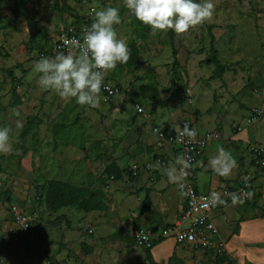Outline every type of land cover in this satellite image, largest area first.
Returning <instances> with one entry per match:
<instances>
[{"label": "crops", "instance_id": "obj_1", "mask_svg": "<svg viewBox=\"0 0 264 264\" xmlns=\"http://www.w3.org/2000/svg\"><path fill=\"white\" fill-rule=\"evenodd\" d=\"M53 41L41 48H48ZM41 48L33 54L35 57ZM112 73H107L110 83L116 79ZM207 78L193 70L188 72L185 77L187 91L179 90L178 98L173 97L165 107L157 106L152 113L150 100L143 98L139 91L146 83L138 85L140 101L133 102L134 109L135 104L142 105V112L135 109L132 114L121 116L118 113L130 99H113L109 106L99 97L95 107L101 106L105 112L107 128L98 142H92L89 159L88 155L82 157L86 153L82 150L84 146H76L78 140L73 141L66 129L62 132V127L54 128L50 139L48 136L43 138V134L36 146L31 143V138L25 142L29 133L21 141L18 137L14 148L21 153V158L15 157V164L12 160V164L0 168V172L4 169L0 173V195L4 196L0 201L2 264H168L173 255L182 264H214L215 256L207 250L189 243L178 245L173 236L158 235L162 228L170 226L178 230L186 222L180 219L184 200L178 182L171 181L165 174V168L181 170V165L177 164L179 147L160 140L152 129L171 127L179 132L185 125L199 135L207 131L219 134L218 138L208 142L191 173L198 191L209 195L218 193L225 201L209 211V217L217 227L214 238L224 246L223 256L231 264H264V167L254 165L249 151V145L264 143V111L256 121L246 123L245 118L253 107V96H235L236 88L222 85L225 82L223 73L220 78ZM154 86L162 100L172 94L173 90L165 95L156 83ZM49 93V98L56 94L54 91ZM20 100L21 105L22 97ZM143 100L147 101L144 107ZM88 110L85 108L78 116L79 122L87 116ZM58 112L44 114L42 122H51ZM138 114L142 118L137 117ZM62 126L66 128L64 124ZM34 130V134H30L33 139L39 136L36 131L44 132ZM49 140H53L51 150L55 149L61 155L60 164H46L40 160L42 152L45 160L49 158L45 155ZM79 141L88 146L89 136L84 134ZM221 148L229 151L237 162L229 176L219 175L210 166L211 159ZM25 149L26 154L22 155ZM75 158L79 165L71 167ZM111 162L122 171L119 179H110V174L105 171ZM135 163L141 171L138 176L129 177L124 171ZM247 175L249 178L243 179ZM46 180H62L76 187H87L91 193L98 192V202L104 208L83 211L75 206H65L51 212L35 188ZM240 187L246 188L249 197L240 198L243 203L233 204L232 194ZM226 188L228 195L223 193ZM12 204L32 217L30 227L23 232L13 222ZM137 227L156 232L148 253L134 241L133 232ZM177 260H171L169 264H178Z\"/></svg>", "mask_w": 264, "mask_h": 264}, {"label": "rangeland", "instance_id": "obj_2", "mask_svg": "<svg viewBox=\"0 0 264 264\" xmlns=\"http://www.w3.org/2000/svg\"><path fill=\"white\" fill-rule=\"evenodd\" d=\"M212 2L215 9L210 21L190 28L181 35L175 32L170 35L169 31L153 33L149 26L137 20L124 6V0H23L22 15L12 26L2 28L12 19L13 0H0V127L10 126L14 133L13 152L0 153V168H3L4 164H12L15 157L21 158V153L14 146L17 139L15 133L18 132L19 135L22 129H27L29 133L25 136V142L28 143L31 138V143L36 146L43 134V138L48 136L50 139L52 130L62 127V132L66 129L73 141L78 140L76 146H84L82 150L86 153L82 157L88 155V159L91 144L94 145L92 142H98L97 139L103 136L107 125L104 118L106 115L101 106L98 109L99 106L80 105L75 98L66 100L57 93L49 98L50 90L44 91L39 87L38 77L33 72V65L37 62L33 54L42 45L55 40L62 28L80 20L89 5L95 6L98 10L107 7L118 8L121 17V23L115 26L118 36L127 42L128 48L130 44L134 45L133 64H117L111 70L112 76L114 74L116 76L115 82L111 84L117 88L118 94L108 100L100 99L103 104L108 103L109 106L112 105L113 99H130L123 111L117 112L119 115L128 116L135 112L133 102L140 101L139 84L156 83L167 95L174 89L176 83L182 92L187 91L185 77L187 78L188 72L192 70L199 75L204 74L209 80L215 64L203 61L208 59L211 45L217 50L218 61L225 65L223 72L225 82L222 85L236 88L235 96L239 98L243 95L253 96L251 100L253 108L263 113L264 0H212ZM174 55L177 64L173 67ZM7 69L11 70L16 78L14 84L18 96L23 99L21 105V100L16 104L12 98L11 78L3 72ZM105 77L107 80V75ZM142 102L143 107L146 106L147 101ZM85 108L89 109V113L82 117V122H79L78 116L85 112ZM15 111L19 112L18 116L14 115ZM57 112L54 119H50L51 122H42L44 114L53 115ZM137 117L142 118L140 114ZM18 122L23 125L22 129H17ZM62 124L66 128H63ZM36 128L44 132L36 131L40 137L33 139L30 134H34L32 131ZM84 134L89 136L88 146L79 141ZM52 142L49 140L46 144L48 149L45 155L49 158L45 160L42 152L40 160L46 164H60L61 155L57 154L55 149L51 150ZM77 158L72 160L71 167L79 165ZM54 160L56 162H53ZM15 163L16 160H13V164ZM2 172L4 169L0 173ZM23 231L25 230L20 232Z\"/></svg>", "mask_w": 264, "mask_h": 264}, {"label": "clouds", "instance_id": "obj_3", "mask_svg": "<svg viewBox=\"0 0 264 264\" xmlns=\"http://www.w3.org/2000/svg\"><path fill=\"white\" fill-rule=\"evenodd\" d=\"M124 6L153 33L172 30L177 35L210 21L215 9L212 0H124ZM92 15L93 22L85 29L82 40L73 45L76 53L58 52L52 57H40L33 65V72L42 90L54 91L63 99L75 98L80 105L95 107L99 104L105 76L117 64L128 62L130 50L115 29L121 23L118 8L98 10L94 6ZM14 115L18 116L19 112L15 111ZM16 127L22 129L23 125L18 122ZM184 132L189 138L195 137L194 130H189L187 125ZM13 135L12 127H0V153L13 151ZM15 135L18 138V132ZM177 164L182 166L179 172L176 167L165 168V174L173 182L186 177L187 169L191 167L183 156L177 157ZM210 166L219 175L229 176L237 162L229 151L221 148L211 159ZM210 202L213 206L225 203L215 192L211 194ZM232 203H243V200L232 194ZM26 226L25 223L23 227Z\"/></svg>", "mask_w": 264, "mask_h": 264}, {"label": "built area", "instance_id": "obj_4", "mask_svg": "<svg viewBox=\"0 0 264 264\" xmlns=\"http://www.w3.org/2000/svg\"><path fill=\"white\" fill-rule=\"evenodd\" d=\"M93 7V5H89V7H87L86 13L83 14L85 17L84 22L71 23L62 28L59 31L57 38L50 44V46L36 54L37 59L48 55L53 56L58 52H63L65 54L69 52L76 53L77 50L73 45L75 41L82 40L85 29L93 22ZM117 94V88L104 78L99 96L102 97L103 100H108L114 98ZM135 109L137 112H142V107L139 104H135ZM261 114V111L252 107L248 116L245 118L246 123L256 121ZM152 131L160 140L178 145L180 156L188 159L191 164V167L187 169V176L183 177L177 184L184 200L180 219L186 223L184 227L178 230H175L170 226L162 228L158 235L160 237L173 236L176 244L179 245L189 243L194 247L207 250L213 256L222 254L224 251L223 243L215 240L214 237L217 234V227L209 217V211L216 205L213 206L211 204V195L197 190L191 173L197 159L202 156L204 148L208 142L218 138L219 134L214 131H207L205 134L199 135L194 131L195 137L189 138L185 134L184 130L177 132L173 131L171 127L162 129L154 127ZM249 151L252 154L254 165L256 167L263 168L264 143L249 145ZM127 171L128 176L130 174L132 177H136L141 169L137 164H132L127 168ZM248 178L249 175L243 177V179ZM110 179H113V175H110ZM223 193L228 195V189H224ZM233 194H236L239 198L243 199L249 197L248 191L244 187L237 188V192ZM10 212L12 214L13 222L18 230H27L30 227L32 217L25 211L21 210L19 206L11 205ZM25 223L27 226L23 227ZM155 233L156 232L150 228L137 227L133 232L134 241L142 248H150L153 243ZM0 264H2L1 260Z\"/></svg>", "mask_w": 264, "mask_h": 264}, {"label": "trees", "instance_id": "obj_5", "mask_svg": "<svg viewBox=\"0 0 264 264\" xmlns=\"http://www.w3.org/2000/svg\"><path fill=\"white\" fill-rule=\"evenodd\" d=\"M197 2H199L197 0ZM23 5V0H13V4L11 7V13H12V19H10L7 24L3 25V27H9L15 24L17 19L22 15L21 14V6ZM78 21V20H77ZM81 22L85 21L84 15L80 18ZM77 23V22H75ZM170 35L173 34L172 30H169ZM134 45H129L130 50V59L128 60L127 64L131 65V62H134V51H133ZM43 51V48H41ZM211 53L208 56L207 61H203L204 63H214L215 69L212 72L210 79L220 78L222 76V73L224 72L225 65L221 64L217 59V50L211 45L210 46ZM175 58V55H174ZM177 64L176 58L173 60V67ZM19 66V65H17ZM20 67V66H19ZM23 71V69H22ZM5 74H7L12 81L10 91L12 98L14 99V102L16 104L20 103V97L18 96L16 92V85L14 84L16 81V78L11 70H4ZM106 80V79H105ZM177 82V81H176ZM179 90L180 87H178V84L176 83L175 88L172 91V94L169 98L162 100L159 96V92L157 88L153 84H142L139 87L140 95L150 100L151 108L150 113H152L157 106L165 107L169 103V101L173 98L179 97ZM27 133V129H22L20 135L18 136L20 138V141L23 139L25 134ZM26 154V149L22 151V155ZM108 174L113 175L114 179H119L122 176V171L118 169V167L115 165L114 162H111L106 170ZM124 173H128L127 170L124 171ZM129 177H132L129 174ZM37 191H40L41 197H43V201L48 208L49 211L55 212L61 207L65 206H75L78 209H81L83 211H90V210H97V209H103L104 206L99 204L98 200L100 198V194L98 192L91 193L86 187H76L68 182L62 181V180H46L42 185L35 187ZM42 190V191H41ZM42 192V193H41ZM4 196L0 195V201H3ZM147 248V252L148 253ZM177 260L176 256L173 255L169 261L171 260ZM178 264H182L181 260H177ZM229 262L231 264L230 260L227 259V257L223 256V254L216 255L214 264H222L223 262ZM149 264H156L154 262H150Z\"/></svg>", "mask_w": 264, "mask_h": 264}]
</instances>
